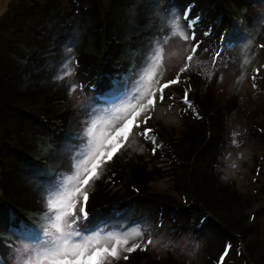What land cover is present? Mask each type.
<instances>
[{
	"label": "trees",
	"instance_id": "1",
	"mask_svg": "<svg viewBox=\"0 0 264 264\" xmlns=\"http://www.w3.org/2000/svg\"><path fill=\"white\" fill-rule=\"evenodd\" d=\"M253 1L68 0L69 6L63 0L8 1L0 14V264H7L6 249L14 243L12 230L32 226L37 213L46 209L42 199L60 178V150L73 144L81 149L80 144L77 147V114L62 89L66 73L56 63L64 55L63 44L74 43L71 50L76 58V72L85 86L98 93L110 88L113 80L131 65L134 72L150 41L161 32V6H175L183 17L190 9L187 22L199 17L194 29H190L195 31L196 39L202 40L208 33V38L214 37L223 49L231 27L245 21L247 7ZM221 37L225 39L221 41ZM260 51L264 53V48ZM184 74L178 89L175 85L171 89L177 93L185 121L194 123L192 119L196 118L195 129L184 131L187 145L173 139L174 127L161 121L148 120L138 131L152 130L159 145L155 152L151 141L140 134L139 137L151 159H166L173 166L181 200L148 193L147 183L154 177L120 150L102 170L119 190L108 196L101 192L103 176L95 180L88 191L87 211L91 219L82 226L87 230L103 226L107 220L112 225L115 220L121 222L130 216L148 221L167 214L169 229L175 235H210L212 243L222 247L230 244V250L235 249L247 264H264V242L252 224H244L238 206L231 204L237 200L241 205L249 198L238 192L236 199L229 197L226 201L205 195L198 187L202 174L218 180L226 122L220 96H213L207 90V82L196 73ZM186 89L191 108L183 101ZM100 102L97 101L98 106ZM253 134L264 138V124L259 123ZM258 215L259 211L253 212L251 222ZM11 218L24 225L10 224ZM127 256V260L121 258L111 264L172 262L152 258L146 251Z\"/></svg>",
	"mask_w": 264,
	"mask_h": 264
},
{
	"label": "rangeland",
	"instance_id": "2",
	"mask_svg": "<svg viewBox=\"0 0 264 264\" xmlns=\"http://www.w3.org/2000/svg\"><path fill=\"white\" fill-rule=\"evenodd\" d=\"M8 1L0 0V14L7 8ZM63 3L66 6L68 3L69 6L68 0H63ZM246 12L245 21L231 27L223 49L214 37L210 39L211 37L208 38L207 35L199 40L201 46L186 72L199 75L207 82V90L215 97L220 96L223 103L222 117L224 116L226 122L224 147L218 158V180L214 181L216 177L202 174L204 177H201L198 187L205 195L225 198L226 201L229 197L236 199L238 192L243 198L248 197L249 201H243L241 205L237 200H232L231 204L238 206L244 224H252L255 234L264 242V138L255 137L253 134V129L259 126V123L264 124V53L259 48L262 43L264 44V0H254L247 7ZM158 15L161 32L150 41L144 55L136 63L134 72L131 65L127 71L113 80L110 88L98 93L92 92V89L85 86L76 72L74 66L76 58L71 50L74 43L63 44L64 55L56 63L63 67V72L66 73L64 83L61 84L64 96L71 99L77 114L76 119L79 121L77 147L80 144L81 149L74 148L75 144H73L72 147L60 150L57 157V164L62 168L57 175V178H60L42 199L46 209L37 213L36 223L32 226H22L12 230L14 243L6 249L7 264H17L19 259L26 256V250L30 251L36 243L44 241L46 236L44 230L49 227V219L52 216L48 211L47 202L55 198L57 190L62 185L68 183V177L75 175L79 158L88 151L89 137L86 134L88 128L96 120L111 119L117 109L126 105L131 97L138 94V90H142V77L154 53L161 50L163 54L162 68L158 69L157 77L161 84L174 79L179 69L184 66L192 45V41L183 38L184 34H191L188 22L175 6L168 4L160 7ZM218 49H221L220 56L215 57ZM212 51L214 54H211ZM65 65L68 67L66 68ZM184 76V73L181 74L180 80ZM253 77H256L255 80ZM180 84L181 82L175 85L177 89ZM172 86L164 90L163 101L157 96L156 106L149 113L151 116L149 121H161L174 127V132L171 133L173 139L187 145L184 131L195 129L196 118L192 119L194 123L185 121L180 111L177 93L171 89ZM97 101L102 102L100 106L97 105ZM142 119L141 117V121ZM142 124L141 122V126ZM114 126L98 125L97 135L101 130L111 131V127ZM139 128L133 129L132 135L121 149L122 152L132 156L134 163L143 167V172H150L154 177L147 183L148 193L166 194L174 200H181L175 169L166 159L153 160L149 157L146 145L139 137ZM101 176H103L100 184L102 193L111 196L119 190V187L106 177V173ZM94 182L87 191L92 190ZM117 197H119L118 193ZM249 203L251 206L248 205ZM256 210L259 211L258 218L251 222V214ZM169 215L171 216V213ZM107 222L108 220L103 226H93L85 230L86 234L93 235L99 232L102 236H108L139 231L140 236L130 240L127 246H131L132 243L143 244L151 240L152 243L147 249H137L134 252L139 255L146 251L152 258L170 259L173 262L170 264H219V258L225 250L221 244L212 243L210 235L197 236L193 232L175 235L169 229L167 214L157 215L154 219L148 218V221L130 216L129 219H123L121 222L115 220L112 225ZM213 235L216 237V234ZM124 255L127 253L122 252L121 258ZM224 264L247 263L234 249L229 250Z\"/></svg>",
	"mask_w": 264,
	"mask_h": 264
},
{
	"label": "snow or ice",
	"instance_id": "3",
	"mask_svg": "<svg viewBox=\"0 0 264 264\" xmlns=\"http://www.w3.org/2000/svg\"><path fill=\"white\" fill-rule=\"evenodd\" d=\"M189 11L190 9L184 13L185 19H187ZM198 22L199 17L188 20V27L194 29ZM183 38L192 41V45L184 66L179 69L174 79L163 84L157 79L158 69L162 68L163 64L162 51L157 50L145 70L144 77H142V90H138V94L131 97L126 105L117 109L111 119L96 120L88 128L86 133L89 137L88 151L79 158L75 175L68 177V183L62 185L57 190L55 198L47 202L48 211L52 213V216L49 219V227L44 230L46 234L44 241L36 243L30 251L26 250V256L19 259L17 264H111L113 259H121L122 252L130 254L137 249L145 250L152 243L149 240L143 244L132 243L131 246H127L130 240L140 236L139 231L125 235L102 236L99 232L88 235L81 225L86 224L91 219L87 211V188L92 182L100 179L104 165L110 162L125 146L133 133V129L139 128L141 122L147 124L148 120L151 119L149 113L156 106L157 96L160 101H163L165 98L164 90L179 84L181 74L188 71L191 66L201 42L196 39L194 30L190 35L184 34ZM224 39L225 37H221V41ZM260 47L264 48V45H260ZM219 56L220 53L217 52L215 57ZM65 67L68 66L65 65ZM255 78L253 77L254 80ZM187 92L186 89L183 101L191 108L192 105L188 100ZM141 117L143 118L142 121ZM101 124L115 126L111 127V131L101 130L97 135L98 125ZM151 132V129L145 128L139 134L152 142L154 145L152 151L155 152L159 145ZM10 224L20 227L24 225V222L11 218ZM230 248V244L226 245L219 258V264H224ZM122 258L127 260L128 256L124 255Z\"/></svg>",
	"mask_w": 264,
	"mask_h": 264
}]
</instances>
